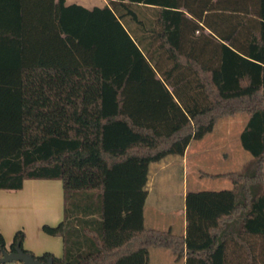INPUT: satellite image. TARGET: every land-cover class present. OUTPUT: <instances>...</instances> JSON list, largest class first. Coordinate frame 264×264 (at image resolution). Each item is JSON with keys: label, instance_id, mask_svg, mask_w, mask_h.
Returning a JSON list of instances; mask_svg holds the SVG:
<instances>
[{"label": "trees", "instance_id": "trees-1", "mask_svg": "<svg viewBox=\"0 0 264 264\" xmlns=\"http://www.w3.org/2000/svg\"><path fill=\"white\" fill-rule=\"evenodd\" d=\"M248 119L251 174L188 192L185 235L145 228L149 165L183 156L219 119ZM60 180L63 257L18 231L3 253L40 263L264 264V0H0V190ZM10 264H18L12 262Z\"/></svg>", "mask_w": 264, "mask_h": 264}, {"label": "rangeland", "instance_id": "rangeland-1", "mask_svg": "<svg viewBox=\"0 0 264 264\" xmlns=\"http://www.w3.org/2000/svg\"><path fill=\"white\" fill-rule=\"evenodd\" d=\"M247 119L243 113L221 118L211 133L191 142L185 158L166 157L161 162L168 164L165 170L157 169L160 163L151 164L150 195L144 212L147 228L171 229L172 233L180 235L186 193L230 190L233 187L227 177L206 178L202 177V173L221 175L236 172L248 175L253 172L255 160L241 147L239 140ZM150 252L152 264H163L164 260L158 258V252H165L164 257L173 256L167 249L158 248Z\"/></svg>", "mask_w": 264, "mask_h": 264}, {"label": "crops", "instance_id": "crops-1", "mask_svg": "<svg viewBox=\"0 0 264 264\" xmlns=\"http://www.w3.org/2000/svg\"><path fill=\"white\" fill-rule=\"evenodd\" d=\"M74 4L91 10L94 7L102 8L107 4V1L64 0L65 7H69ZM188 149L189 147L187 150ZM187 150L185 151L184 155L181 156L182 158H185ZM162 161L163 160L157 162L160 163V167L157 168L159 170H165L167 168L168 164L163 165L161 164ZM150 167L151 164L149 165L148 179L145 187V190L147 191V197L143 208L144 226L146 222L144 212L147 207L146 205L150 195L149 187L151 186ZM63 218L64 198L62 182L60 180H26L23 182V186L20 191L7 192L0 190V234L7 245L12 241L16 232L23 231L25 235V239L23 241V250L31 253L35 257H41L44 254H50L55 258L60 259L63 257L62 238L58 236H49L43 232L42 228L43 226L56 227L63 221ZM185 227L184 197L183 227L180 235H185ZM145 228L147 227L145 226ZM167 230L171 231V229ZM151 250L153 249L149 250L148 264H152ZM158 253H160L158 258H161L166 262L164 263L163 261V264H173L175 262L185 264L184 259H176L172 252L171 253L173 256L165 255L166 257H164L163 254L165 252Z\"/></svg>", "mask_w": 264, "mask_h": 264}, {"label": "water", "instance_id": "water-1", "mask_svg": "<svg viewBox=\"0 0 264 264\" xmlns=\"http://www.w3.org/2000/svg\"><path fill=\"white\" fill-rule=\"evenodd\" d=\"M12 262L18 264H52L51 260H48L46 263H40L20 250H16L15 253H3V257L0 259V264H10Z\"/></svg>", "mask_w": 264, "mask_h": 264}]
</instances>
